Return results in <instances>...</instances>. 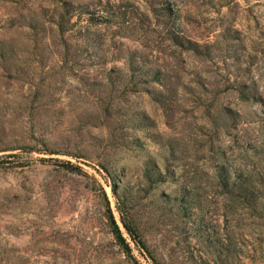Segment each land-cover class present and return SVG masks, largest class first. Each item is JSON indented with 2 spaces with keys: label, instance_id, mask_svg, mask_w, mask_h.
I'll return each instance as SVG.
<instances>
[{
  "label": "rangeland",
  "instance_id": "1",
  "mask_svg": "<svg viewBox=\"0 0 264 264\" xmlns=\"http://www.w3.org/2000/svg\"><path fill=\"white\" fill-rule=\"evenodd\" d=\"M103 1L61 35V0H0V264H137L102 188L160 264H264V213L226 216L223 185L264 191V0Z\"/></svg>",
  "mask_w": 264,
  "mask_h": 264
},
{
  "label": "trees",
  "instance_id": "2",
  "mask_svg": "<svg viewBox=\"0 0 264 264\" xmlns=\"http://www.w3.org/2000/svg\"><path fill=\"white\" fill-rule=\"evenodd\" d=\"M59 3V2H57ZM109 2H104L103 0H97L96 2H75V0H61L59 6H60V12L58 13V22L56 23L58 26V30L60 31L61 35H64L66 31H68V27L65 26V24H68L71 22L72 18L74 16H77L80 18L84 14L89 15V23L90 26H96L97 24L107 25L109 23H112L111 18L109 17V12L107 11V5ZM125 12H122V14H116L115 23L119 22V19H122V17L125 15ZM77 21L73 23L72 26H74ZM33 27V26H32ZM34 28V27H33ZM170 36L174 40V42L177 45L186 47L187 49H194L198 51V45L190 40H186L183 36H180L179 33L175 30H170ZM186 42L188 44H186ZM131 69L133 71L139 69L140 75H145L146 73H149L152 71V79L155 81H160V77L158 73L151 70V68H148V70H143L142 67H140L138 64L135 65V63L131 62ZM225 173V172H224ZM249 177L247 180H242L241 178L234 177L233 174H227L224 182L225 187V199L227 203L225 204L226 208V216H228L227 210L231 211L234 209L236 205H240L243 209L245 208H252L255 211H258L254 214V216L262 217L264 213V191L259 189L257 186H253L256 180L253 179V174L251 172H247ZM150 174V171H146V175L148 176ZM109 176L112 177V174L109 173ZM257 182V181H256ZM251 183V185H250ZM241 184V185H240ZM111 186L112 191L115 195L117 194V186L115 182L109 183ZM246 185V186H245ZM103 189L104 197L106 199L107 204V216L109 219V223L111 225V231L114 235L115 239L117 240L118 244L123 248L124 252L128 255V257L135 263L141 264L138 262L136 257L133 255L132 251V244L134 243L137 248H139L142 252H145V254L153 259V261L156 264H160V262L157 260L156 256L152 252L150 246L148 245L146 239L144 238L142 231L140 227L137 225V223L132 220L131 218L127 217L123 208L119 206V211L121 214V221L123 224V227L125 229V232L127 233V236H125L124 232L122 231V228L120 224L118 223L116 216L114 214V211L111 207L110 199L106 193V191ZM229 202V203H228ZM193 205V204H192ZM189 204V206H192ZM237 207L234 211H237Z\"/></svg>",
  "mask_w": 264,
  "mask_h": 264
}]
</instances>
